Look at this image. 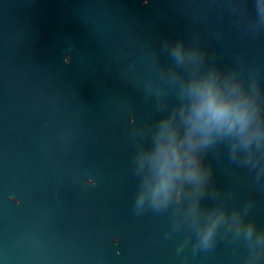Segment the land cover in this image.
<instances>
[{"label": "water", "instance_id": "obj_1", "mask_svg": "<svg viewBox=\"0 0 264 264\" xmlns=\"http://www.w3.org/2000/svg\"><path fill=\"white\" fill-rule=\"evenodd\" d=\"M0 264H264V0H0Z\"/></svg>", "mask_w": 264, "mask_h": 264}]
</instances>
